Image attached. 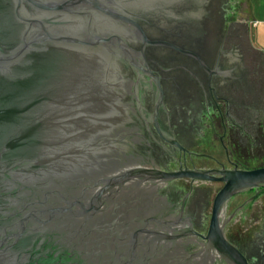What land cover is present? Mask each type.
Listing matches in <instances>:
<instances>
[{
    "label": "water",
    "instance_id": "1",
    "mask_svg": "<svg viewBox=\"0 0 264 264\" xmlns=\"http://www.w3.org/2000/svg\"><path fill=\"white\" fill-rule=\"evenodd\" d=\"M240 5L0 0V264H248L225 231L253 198L225 213L264 166L183 171ZM188 178L221 183L204 235L168 198Z\"/></svg>",
    "mask_w": 264,
    "mask_h": 264
},
{
    "label": "flooded vegetation",
    "instance_id": "2",
    "mask_svg": "<svg viewBox=\"0 0 264 264\" xmlns=\"http://www.w3.org/2000/svg\"><path fill=\"white\" fill-rule=\"evenodd\" d=\"M208 87L216 111L206 121L198 144L183 153V171H213L210 175L216 176L218 170L255 169L250 167L257 163L256 157L264 158V150L258 155L253 152L254 148L261 149L264 139V56L253 47L247 22L234 16L226 21V31L209 67ZM209 183L219 182L188 178L167 183L178 224L191 221L194 231L201 235L208 229L215 197L211 199L212 188L205 185ZM247 200L233 207L228 216ZM228 225L226 238L248 264H264V225L251 227L246 237L236 234L234 239L227 235ZM205 245L194 235V257L204 253Z\"/></svg>",
    "mask_w": 264,
    "mask_h": 264
},
{
    "label": "rangeland",
    "instance_id": "3",
    "mask_svg": "<svg viewBox=\"0 0 264 264\" xmlns=\"http://www.w3.org/2000/svg\"><path fill=\"white\" fill-rule=\"evenodd\" d=\"M260 1L264 6V0H258ZM241 5L237 7L236 11L234 12L233 16L237 18L238 20L247 21L248 17L250 16V0H240ZM253 33V32H252ZM264 150V139L261 142V149H255V154H261V151ZM257 154V155H258ZM255 166L253 164L250 168H258L262 166L264 163V158L260 159L256 157ZM206 186H209L212 188V195L211 199L215 196L216 192L220 189L221 184L219 183H209L205 184ZM261 195L251 204L246 206L241 212H239L234 219L230 222L227 229V235L234 239L236 237V234H240L242 237H246L251 230V227H254L257 225L259 227L260 225H264V189L260 193ZM255 197V190H248L245 192H242L240 195L235 197L228 205L225 213V217L228 216V214L232 211L233 207H235L237 204H240L245 199H252ZM198 256L194 257L193 260L197 259Z\"/></svg>",
    "mask_w": 264,
    "mask_h": 264
},
{
    "label": "crops",
    "instance_id": "4",
    "mask_svg": "<svg viewBox=\"0 0 264 264\" xmlns=\"http://www.w3.org/2000/svg\"><path fill=\"white\" fill-rule=\"evenodd\" d=\"M245 22L249 25L253 47L264 56V6L260 1L250 0V16Z\"/></svg>",
    "mask_w": 264,
    "mask_h": 264
}]
</instances>
